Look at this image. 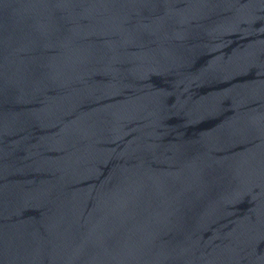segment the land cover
<instances>
[{
	"label": "water",
	"instance_id": "water-1",
	"mask_svg": "<svg viewBox=\"0 0 264 264\" xmlns=\"http://www.w3.org/2000/svg\"><path fill=\"white\" fill-rule=\"evenodd\" d=\"M0 264H264V0H0Z\"/></svg>",
	"mask_w": 264,
	"mask_h": 264
}]
</instances>
